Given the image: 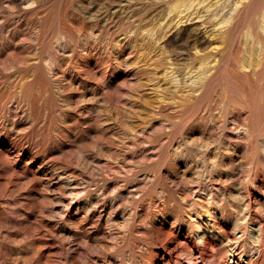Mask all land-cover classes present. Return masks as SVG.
Here are the masks:
<instances>
[{
  "label": "rangeland",
  "instance_id": "1",
  "mask_svg": "<svg viewBox=\"0 0 264 264\" xmlns=\"http://www.w3.org/2000/svg\"><path fill=\"white\" fill-rule=\"evenodd\" d=\"M262 82L264 0H0V264H264Z\"/></svg>",
  "mask_w": 264,
  "mask_h": 264
},
{
  "label": "bare ground",
  "instance_id": "2",
  "mask_svg": "<svg viewBox=\"0 0 264 264\" xmlns=\"http://www.w3.org/2000/svg\"><path fill=\"white\" fill-rule=\"evenodd\" d=\"M246 55V54H245ZM248 56V55H247ZM246 58V57H245ZM247 58H250V56L249 57H247ZM248 60V59H247ZM245 62V61H244ZM255 64V63H254ZM229 67H230V69L231 70H233V71H235V73L237 74V73H239V74H242V75H248V76H250V81H251V84H254V83H256L257 81H258V77L256 76V77H254V75H256L257 74V71H256V66H254V67H252L253 68V70L252 71H250V72H247V71H239V70H237V68L233 65V64H227ZM244 67H245V65H244ZM263 88H264V82H262L261 83V93H262V98H263V100H264V90H263ZM262 105H264V103H262ZM243 110H245L246 112H250L251 111V109H247L244 105H237V104H235L234 106H233V120L237 123V121L238 122H241L242 121V111ZM249 117H250V114L246 117V118H244L243 120L245 121V122H247L248 120H249ZM242 137V136H241ZM249 139V143H251L253 140H254V138L251 136L250 138H248Z\"/></svg>",
  "mask_w": 264,
  "mask_h": 264
}]
</instances>
